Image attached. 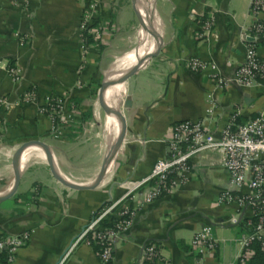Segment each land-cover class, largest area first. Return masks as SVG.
<instances>
[{
  "label": "crops",
  "instance_id": "crops-1",
  "mask_svg": "<svg viewBox=\"0 0 264 264\" xmlns=\"http://www.w3.org/2000/svg\"><path fill=\"white\" fill-rule=\"evenodd\" d=\"M90 3L0 0V98L14 102L29 89L37 97L32 104L0 109V237L30 233L27 245L11 264H58L93 211L118 200L125 192V182L145 178L156 161L167 156L172 125L207 119L209 95L215 99L208 121L215 137L232 116H236V125L264 118L262 88H242L231 81L218 89L208 70L193 74L186 68V61L196 58L214 64L225 79L232 78L244 60V34L255 23L248 13L249 0H154L159 19L157 49L124 79L119 97L109 79L112 71L107 73L133 41V13L125 0H100L94 23L103 30L102 39L88 44L82 42L80 23ZM209 14L215 16L213 33L208 41H197L195 20ZM259 18L264 23V15ZM142 37L147 38L144 25L138 41ZM256 52L264 58V36ZM8 67L18 68V82L11 80ZM48 96L63 98L66 106L55 131L38 113ZM125 100L131 103L127 109L121 107ZM105 105L112 110L120 105L124 134L96 187L72 190L61 185L39 147H32L36 149L31 148L20 164L23 153L18 155L23 150L44 145L63 179L91 186L111 149L107 135L111 114ZM219 159L218 154L193 158L185 185L142 208L131 229L116 242L112 264H137L148 243L170 264H191V241L204 226L211 227L217 242L204 264H235L238 247L234 241L249 233L247 223L253 213L247 206L240 209L217 202L229 188V175ZM16 170L18 183L8 195ZM0 264L8 263L1 257ZM62 264H99L96 249L81 244Z\"/></svg>",
  "mask_w": 264,
  "mask_h": 264
},
{
  "label": "built area",
  "instance_id": "built-area-1",
  "mask_svg": "<svg viewBox=\"0 0 264 264\" xmlns=\"http://www.w3.org/2000/svg\"><path fill=\"white\" fill-rule=\"evenodd\" d=\"M99 3L100 0H91L83 11L80 23L82 42L86 37H90L94 42L102 39L103 30L94 23ZM248 13L255 17V23L248 33L244 34V60L231 79L222 77L214 64L196 58L186 61L188 71L200 74L208 70L209 78L218 89L226 88L232 81L242 88L260 87L264 90V58L259 57L256 52V44L264 36V23L259 20V17L264 15V0H249ZM195 22L198 26L195 39L208 41L215 28V16L209 14ZM82 50L84 53V49ZM84 63H81L80 70ZM6 72L14 83L19 81L17 67H8ZM208 99V108L205 111L207 119L196 122L182 121L172 125L167 140V156L156 161L145 178L136 182H125L122 185L125 192L118 200L106 203L93 211L58 264H62L81 244L96 249L99 264H112L115 244L131 229L137 213L185 185L190 177V161L205 154H218L219 165L229 175V188L219 195L217 202L221 205H234L240 209L247 206L253 213L252 220L247 223L249 233L234 241L238 247L235 264H247L255 254V246L264 252V118L258 117L245 124L236 125V116H232L219 136L215 137L208 123L214 113L215 99L212 95H209ZM36 101V93L29 89L14 102L1 97L0 109L11 110ZM65 108L63 98L48 96L38 107V113L50 121L51 130L55 131L56 124L62 121ZM29 239V232L13 237H0V258H5L8 264L13 263ZM216 247L217 242L211 227L200 228L190 244V252L194 257L191 264H204V258L214 253ZM137 264L170 263L157 247L148 243L142 247Z\"/></svg>",
  "mask_w": 264,
  "mask_h": 264
},
{
  "label": "bare ground",
  "instance_id": "bare-ground-1",
  "mask_svg": "<svg viewBox=\"0 0 264 264\" xmlns=\"http://www.w3.org/2000/svg\"><path fill=\"white\" fill-rule=\"evenodd\" d=\"M134 1L136 4L139 3L138 4L139 6L137 7V9L141 13V15L146 19V21L144 20V18L141 15L139 16L140 19L143 22H147V24H146L147 25V38H146V42L144 41V43L146 44L147 49H149V52L147 53V55H148L149 53H152L156 47V43H157V39H158V32H159V30H157L159 19L156 16V14L154 15L155 12L153 13V11H154L153 0H151L153 11H152L151 6H149V4L147 2H144V0H134ZM148 2L150 3V0H148ZM145 3H147V4H145ZM147 49H146V51H147ZM145 53H146L145 51L144 52L139 51L137 53L129 54V55L123 57L121 60H119L111 72V75H110L111 82L115 84L117 82L116 81L117 77H119V75L121 77L124 73H126L128 70H130L131 67H133L137 61H139L140 59L143 58V57H141V55H143ZM123 60H125V61H123ZM116 90H117V96L118 97L121 96L123 91L120 88V85H117ZM116 119L114 118V116L110 115V122L107 126V135H108V139H109V146L112 149L109 163L112 161V158L114 157V155L117 151V149L115 147V143L117 141V138H118V135L120 132V123H119V120L117 119L118 123H119V128L117 131L118 123H117ZM116 132H117V136H116ZM32 149H36V148H32ZM32 149L30 148L23 153L21 160H20L21 165L23 164L24 157L29 152H31ZM111 149H109V151Z\"/></svg>",
  "mask_w": 264,
  "mask_h": 264
},
{
  "label": "water",
  "instance_id": "water-1",
  "mask_svg": "<svg viewBox=\"0 0 264 264\" xmlns=\"http://www.w3.org/2000/svg\"><path fill=\"white\" fill-rule=\"evenodd\" d=\"M133 1V0H132ZM134 7V6H133ZM135 9V8H134ZM136 11V10H135ZM159 42V41H158ZM158 45V44H157ZM157 49V46L155 48V50L152 52V53H149L148 55H146L145 57H143L142 59H140L139 61H137L135 63V65L133 67H131V69L124 73L117 81L116 85H122V82L124 81V79L132 74H134L138 68H140L141 66H143L147 61H149L155 51ZM122 96V95H121ZM131 105L130 101L128 100H125L122 104H121V107L124 108V109H127L129 108ZM106 113L108 114H111L112 116L116 117L119 122H120V132H119V135H118V138H117V141L115 143V147L118 148L120 145H121V142H122V139H123V134H124V125L122 123V119H121V112H120V105H118V107L116 108V110H112L110 109L108 106L105 105L104 107ZM32 147H39L41 148L47 155V159H48V163H49V166L52 170V175L53 177L55 178L56 181H58L61 185H63L64 187L66 188H69V189H72V190H83V189H92L94 187H96L102 180L104 174H105V170H106V167H107V164L109 162V158L111 156V152H107L106 154V158H105V161L103 163V166H102V169L100 171V174L99 176L97 177L96 181L91 185V186H88V187H84V186H79V185H73L71 183H69L68 181H66L65 179H63L56 171L55 169V166H54V162H53V159H51V155L49 154V151L48 149L44 146V145H40V144H35V145H31L30 147L26 148L25 150H23L19 155H18V158L21 157V154L24 153L25 151H27L28 149L32 148ZM18 179H19V172L16 170V173H15V178H14V181H13V185L8 193V195H10L14 189L16 188V185L18 183Z\"/></svg>",
  "mask_w": 264,
  "mask_h": 264
},
{
  "label": "rangeland",
  "instance_id": "rangeland-1",
  "mask_svg": "<svg viewBox=\"0 0 264 264\" xmlns=\"http://www.w3.org/2000/svg\"><path fill=\"white\" fill-rule=\"evenodd\" d=\"M144 2H147L148 4H149V6H151V8H152V4H151V0H150V3L148 2V0H144ZM125 3H126V5L129 7V9H131V11H132V13H133V20H132V22H131V24H133L134 26H133V41L131 42V44L129 45V47L126 49V51H124V53L121 55V56H119V57H117L116 59H114V61L112 62V64L110 65V68H109V70H108V73L107 74H109L111 71H112V68H114L113 66H115L116 64V61L119 59V58H121L122 59V57L124 56V55H129V54H132V53H137V52H139V51H141V52H147L149 49H147V46H146V44L144 43V41L146 42V37L145 38H143L142 37V39H140L139 41H138V31L139 30H141L142 32H143V25H144V27L145 28H147V23L146 22H141V19H140V15H141V13L138 11V9H137V7L139 6L138 4L139 3H135V1H132V0H125ZM133 3H134V7H135V9H136V11H135V9H134V7H133ZM147 3H145V4H147ZM153 7H154V0H153ZM152 11H153V8H152ZM153 13H154V11H153ZM154 15H155V13H154ZM157 30H159V23H158V27H157ZM160 30H161V27H160ZM159 37V36H158ZM158 41H159V38H158ZM158 44V43H157ZM146 47V48H145ZM146 49H147V51H146ZM136 50V51H135ZM125 57V56H124ZM140 57V56H139ZM120 59V60H121ZM123 61H125V60H123ZM122 61V62H123ZM118 62V61H117ZM121 62V63H122ZM115 64V65H114ZM120 78V76L118 77V79ZM110 79V78H109ZM118 81V80H117ZM110 82H111V80H110ZM112 83V82H111ZM113 86H116V88L115 89H117V85H114V83H112V87ZM110 147V146H109Z\"/></svg>",
  "mask_w": 264,
  "mask_h": 264
},
{
  "label": "trees",
  "instance_id": "trees-1",
  "mask_svg": "<svg viewBox=\"0 0 264 264\" xmlns=\"http://www.w3.org/2000/svg\"><path fill=\"white\" fill-rule=\"evenodd\" d=\"M85 41L88 44L94 43L90 37H86ZM255 254L247 264H264V252L257 246L254 247Z\"/></svg>",
  "mask_w": 264,
  "mask_h": 264
}]
</instances>
